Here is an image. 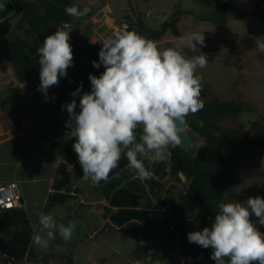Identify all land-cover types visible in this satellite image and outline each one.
<instances>
[{"label":"clouds","instance_id":"1","mask_svg":"<svg viewBox=\"0 0 264 264\" xmlns=\"http://www.w3.org/2000/svg\"><path fill=\"white\" fill-rule=\"evenodd\" d=\"M90 11L87 5L82 9L77 5L66 8L68 15L77 18ZM70 31L67 24L59 25L36 48L40 64L38 90L46 99L49 88L58 85L60 77H66L73 66ZM256 43L264 52V42L257 39ZM204 44L203 34L191 32L175 47L161 50L156 42L127 30V26L103 41L99 61L92 64L97 69L103 65L104 71L99 76L89 74V92L81 95V84L71 93L79 97V104L73 99L62 105L69 114L68 125L75 123L73 149L86 180L94 185L107 181L122 155L129 169L146 179L151 172L139 157L148 155L150 163H160L167 159L170 148L181 145L186 117L204 107L196 70L207 64L202 52L189 58L183 50L195 51L197 45ZM218 208L211 227L189 232L188 242L210 248L215 264H226L225 258L227 264H264V233L250 219L254 214L264 226V198L248 197L244 205L220 202ZM37 216L44 235L33 236L36 245L47 247L57 233L65 242L72 239L74 222L58 224L53 215L43 211Z\"/></svg>","mask_w":264,"mask_h":264},{"label":"rangeland","instance_id":"2","mask_svg":"<svg viewBox=\"0 0 264 264\" xmlns=\"http://www.w3.org/2000/svg\"><path fill=\"white\" fill-rule=\"evenodd\" d=\"M7 0H0V5ZM33 0H28L31 2ZM179 1V0H178ZM177 0H142L136 3L135 0H113L108 2L102 0V7L91 6L84 0H75L74 5L81 9L87 5L91 11L83 17H73L71 31L73 35L90 42L99 43L97 37H93V27L100 25L105 19L113 18L109 22L114 26L124 30L125 26H135L138 20H142L146 26L158 29L172 15L173 9L179 7ZM257 0H219L220 4L229 3L233 6L231 10V18L225 27H218L211 22V10L205 5L195 0H187L185 7L194 10L193 15L183 13L179 17L178 27L181 32L180 38H174L168 33L162 40L154 41L162 50L169 44L175 47L182 37L187 36L191 32H198L204 35L205 44L197 45L198 52L206 55L207 64L203 68H197L196 74L201 78L202 86H209L210 89L219 98L233 101H243L247 105L254 103H264V52L257 47V39L264 42V22L258 18L256 12ZM113 9L111 13L106 11L107 5ZM40 12L42 8L34 4ZM264 10V8H263ZM152 11L151 16H147ZM107 15V16H106ZM20 16L11 22L19 20ZM12 26V24H11ZM107 26V25H106ZM103 27V30L107 28ZM132 28V27H131ZM16 31V32H15ZM133 31H136L133 29ZM31 30L29 28L15 29L13 37L27 38ZM137 32V31H136ZM6 33L0 34V43ZM144 36V35H143ZM34 41V40H33ZM37 47L41 43L34 42ZM188 49V48H187ZM7 50V51H6ZM36 53V52H35ZM32 54L35 60L39 57ZM92 61L99 59H86L85 64L88 73L98 76L99 69L93 67ZM16 64L12 61L8 54V47L1 50L0 53V109L6 105L8 96H14L11 85L16 81ZM18 114V112H16ZM261 112L248 111L243 113L238 119L224 122L226 127L241 129L247 135H251L250 127L253 122L261 119ZM5 123L3 122L2 125ZM188 130L190 128L188 127ZM205 141L197 136V144L190 152L196 155L205 148ZM142 158V157H141ZM169 152L167 159L160 163H150L148 159H144L146 168L159 175V191L166 189L169 202H163L159 206V220L154 225V230L143 234L134 232L129 233L127 229L118 231L115 227L108 226L106 235H112L104 238V241H110V247H116L128 259L134 262V259H140V264H215L210 258L212 250L210 248L199 250L193 243L187 240V234L191 231H197L201 223V214L196 201L192 196L188 198L187 188L188 181L186 178L179 181L170 173ZM125 167H128V161L125 156L121 160ZM237 169L239 173L238 180L235 183V191L238 194V202L242 205L246 204L248 197L260 196L264 198V153L261 152H240L237 154ZM131 172V170H129ZM171 175L170 177H168ZM168 178V179H167ZM165 180V181H164ZM167 181V183H165ZM170 181L175 182L170 185ZM157 184V183H156ZM166 185H168L166 187ZM144 192L138 189H125L116 197V202L121 203L122 210L114 216V221L124 223L131 220L142 222L146 225L150 224L152 217L148 212L142 211ZM172 197V199H171ZM150 199H144V203L149 204ZM63 211L57 213L56 222L68 224L69 221L75 223L70 217V204L67 200H62ZM103 205H95L90 208L88 215L91 216L93 226H101L108 218L104 211ZM179 208L181 211L174 210ZM144 209V208H143ZM166 209H172L169 214ZM32 219L35 213L30 212ZM174 218L181 221L179 225L172 227ZM250 219L261 233H264V226L258 223L257 218L253 214ZM78 225V224H77ZM75 223V229L70 241L61 244L60 254H63L65 260H71L75 254L77 245L82 244L84 247L81 253L86 252L91 245V231L87 232ZM129 227V226H128ZM127 227V228H128ZM110 232V233H108ZM104 235V233H103ZM59 237V236H58ZM100 237V236H99ZM103 240L99 238V248L96 252L103 250ZM80 246V245H79ZM108 246V247H109ZM56 249H58L56 247ZM113 254V251H109ZM228 258H225L227 262ZM131 260L128 264H132ZM0 264L8 263L3 256L0 255Z\"/></svg>","mask_w":264,"mask_h":264},{"label":"trees","instance_id":"3","mask_svg":"<svg viewBox=\"0 0 264 264\" xmlns=\"http://www.w3.org/2000/svg\"><path fill=\"white\" fill-rule=\"evenodd\" d=\"M211 10V22L218 27H225L232 14L233 6L229 3L220 4L219 0H195ZM75 0H8L6 8H0V20L11 14L16 8V14L0 22V34L8 33L11 21L20 16L19 28L27 27L43 44L46 36L54 34L57 26L72 23L73 17L66 13V8L74 5ZM42 8V12L34 5ZM257 16L264 22V0L256 1ZM193 15V12L176 11L160 28L153 29L138 20L137 27L146 38L152 41L162 40L168 33L174 38H180L178 27L179 17L183 14ZM129 26L127 30L131 31ZM74 37L69 42L73 48V66L67 70V76L75 89L82 84L81 95L91 90L89 73L85 64L86 59H99L98 53L102 48L101 43L90 42ZM172 47L170 44L163 49ZM36 44L30 39L14 37L10 44V57L18 67L21 81H27L36 69V63L31 55L36 51ZM162 49V50H163ZM187 57L200 55L197 50L184 48ZM104 71L102 66L98 76ZM200 99L204 107L195 114L186 117V122L191 132L205 141V148L193 155L179 146L170 148V173L176 180L188 181L187 193L196 201L201 214V223L197 229L211 227L215 214L219 211L220 202H238L235 183L239 173L237 169V154L240 152L264 153V103L247 105L243 101H233L219 98L209 86H202ZM261 112L259 121L253 122L250 127L251 135L233 127H226L224 122L238 119L243 113ZM16 126L21 125L19 115L15 117ZM139 133V129L137 130ZM75 138L57 140L52 145L57 149L65 163L75 164L78 160L73 144ZM142 157V156H141ZM139 157V158H141ZM64 167V166H63ZM63 169V168H62ZM129 167L113 177L103 185L100 190L104 197L110 199L112 194L121 187L135 172ZM127 232L134 233L140 230L135 223L129 224ZM34 236V229L26 210L20 209L0 211V255L11 264H23ZM199 250V245L194 244ZM227 264V262H226Z\"/></svg>","mask_w":264,"mask_h":264},{"label":"crops","instance_id":"4","mask_svg":"<svg viewBox=\"0 0 264 264\" xmlns=\"http://www.w3.org/2000/svg\"><path fill=\"white\" fill-rule=\"evenodd\" d=\"M135 1L139 4L142 2V0ZM186 1L179 0V7L173 9L172 13L174 14L178 10L194 13L193 9L185 7ZM7 6L8 0L0 5V8H6ZM112 10L108 4L106 11L111 13ZM149 12L152 13V11ZM19 20H16L14 23L11 22L12 27L10 31L6 33L0 43V53L6 46L10 55V44L14 38H11V35H13L16 28H19ZM110 20H113V18L108 17L100 25L96 24L92 29L94 33L93 37L99 36L97 40L101 44L105 39L112 36L114 32L122 31L121 28L110 23ZM104 26L107 28L103 30ZM24 28L26 29L27 27ZM133 29L141 34L137 27H132L131 31ZM70 34L73 35V31H70ZM26 39L34 40L33 42L37 41V37L31 32ZM31 58L36 63L35 71L27 81H21L16 65V81L11 85L14 96H8L6 105L0 109V184L10 181H16L20 184L24 197L23 208L29 216L34 229V235H44L40 233L41 226L38 222L37 213L43 211L45 214L53 215L56 220V214L63 211L62 200H67L70 204L68 214L74 219L76 225L78 224L77 226L87 232H92L90 235L92 242L86 252L81 253V256L79 252L84 246L82 244H79L80 246L77 245L75 254L71 260H65L63 254H60L61 250L58 248V246L64 244V241L58 237V233L56 239L48 242L47 247L36 245L32 239L23 264H128V261L131 259H128L126 254H123L121 250L114 246L110 247V241L103 240L112 236L106 235V228L112 226L121 231L122 229H127L129 224L135 223L141 228L136 232L141 234L145 232L151 233L160 217L158 212L159 206L163 202L170 203V196L166 192L167 188L159 191L158 183L161 182L159 175H156L152 171L151 175L146 179H141L134 173L112 194L110 199H106L100 188L128 168L121 161L123 155L118 167L112 170L108 180L101 181L99 185H94L90 180L84 178L83 170L78 160L73 165L65 163L52 143L57 140L73 138L72 132L75 129V123L71 122L68 125L69 114L66 110H62V105L71 102L73 99H76L77 104H79V97L71 95L76 89L68 76H66L60 77L58 85L49 88V98L46 99L45 95L38 90L40 85V64L35 60L33 55H31ZM76 111L77 113L80 111L79 107H77ZM16 115H19L21 118L19 128L15 123ZM3 122L5 123L4 125H2ZM141 159L143 161L144 159L149 160V156H142ZM174 183L170 181L169 186ZM125 189H138L144 192L143 199L141 200L144 208H142V211L148 212L152 217L150 224L146 225L136 220H129L124 223L114 221L115 214L122 210L121 203H117L115 199ZM187 196L188 198L190 197L188 193ZM146 198L150 199L149 204L144 203V199ZM95 205H103L108 218L101 226L97 225L91 228L93 220L88 213L91 210L90 208H93ZM173 209L181 211V209L176 207ZM166 211L172 214V209L171 211L170 209H166ZM30 212L35 213L34 219H32ZM181 221L174 218L172 227L175 229ZM99 238H102L104 246L103 250L98 253L96 250L99 248ZM109 251H113L114 253L109 254ZM132 264H140V259H134Z\"/></svg>","mask_w":264,"mask_h":264},{"label":"built area","instance_id":"5","mask_svg":"<svg viewBox=\"0 0 264 264\" xmlns=\"http://www.w3.org/2000/svg\"><path fill=\"white\" fill-rule=\"evenodd\" d=\"M86 3L95 7H102V0H84ZM108 2L113 0H107ZM151 16V12L147 14ZM68 25V30H71V24ZM70 34V33H69ZM24 205V197L21 186L16 181H10L0 184V211L20 209Z\"/></svg>","mask_w":264,"mask_h":264},{"label":"water","instance_id":"6","mask_svg":"<svg viewBox=\"0 0 264 264\" xmlns=\"http://www.w3.org/2000/svg\"><path fill=\"white\" fill-rule=\"evenodd\" d=\"M16 11H17V9L15 8L11 14H9L5 18L1 19L0 22L3 23L7 19L12 18L16 14ZM69 35H70L69 42H73L75 40L74 37L71 34H69ZM181 135H182L183 139H182V143L179 147L186 152H190L192 149H194L196 147L197 135L188 130V125H187V129H186V133L185 134L181 133Z\"/></svg>","mask_w":264,"mask_h":264}]
</instances>
